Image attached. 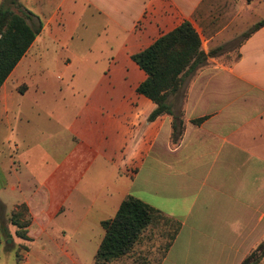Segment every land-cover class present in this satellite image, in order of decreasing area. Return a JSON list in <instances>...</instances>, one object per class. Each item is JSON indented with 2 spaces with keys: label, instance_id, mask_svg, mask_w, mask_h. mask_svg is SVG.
I'll list each match as a JSON object with an SVG mask.
<instances>
[{
  "label": "crops",
  "instance_id": "0c3cea01",
  "mask_svg": "<svg viewBox=\"0 0 264 264\" xmlns=\"http://www.w3.org/2000/svg\"><path fill=\"white\" fill-rule=\"evenodd\" d=\"M263 20L264 0H57L33 14L40 32L0 87V138L22 144L0 154V212L25 205L29 225L24 239L0 227V264H95L127 196L168 222L111 264L156 231L173 235L157 264H241L264 240ZM184 22L205 62L168 98L174 140L172 116L142 113L155 105L131 57ZM54 71L68 75L57 90Z\"/></svg>",
  "mask_w": 264,
  "mask_h": 264
},
{
  "label": "trees",
  "instance_id": "16d2710c",
  "mask_svg": "<svg viewBox=\"0 0 264 264\" xmlns=\"http://www.w3.org/2000/svg\"><path fill=\"white\" fill-rule=\"evenodd\" d=\"M264 25L259 22L252 31ZM251 31V32H252ZM40 32L33 23V15L23 10L18 0H2L0 4V87L27 52ZM147 78L137 87L136 93L155 105L149 120L161 115L173 118V139L181 136L182 121L176 117L168 104V98L179 91L184 76L204 64L205 56L200 50L198 35L187 22L161 37L151 46L131 57ZM178 122V124H177ZM200 123L199 121H194ZM23 214L13 211L10 224L16 236L24 239L29 220L25 205H19ZM14 210H17L14 209ZM23 219V218H22ZM159 221L168 222L159 212L141 201L127 196L121 202L114 218L101 223L103 239L94 257L95 264H111L130 254L144 231ZM171 234L169 240H172ZM166 245L164 251L167 249ZM264 258V240L242 261L241 264H259Z\"/></svg>",
  "mask_w": 264,
  "mask_h": 264
},
{
  "label": "rangeland",
  "instance_id": "374dc122",
  "mask_svg": "<svg viewBox=\"0 0 264 264\" xmlns=\"http://www.w3.org/2000/svg\"><path fill=\"white\" fill-rule=\"evenodd\" d=\"M56 1L57 0H46V1L19 0L18 2L22 6L23 10H25V12H28L31 15H33V14H38L41 11L43 13L48 12ZM0 4H1V0H0ZM92 54L94 55L95 53H93L92 51ZM54 74L57 75L56 76L57 78L55 77L53 81V87H56L54 90H57V87H59V85H62L68 81V75L63 74L61 71H54ZM137 97L138 96H128L126 97V99L128 102H130L137 99ZM49 103L54 104L55 101H51ZM145 103H148L147 105H149V107L151 108L153 107L152 106L153 104L151 102H145ZM142 113L144 114V116L149 117L150 114L152 113V109L144 108V112ZM20 151H22V144L17 139H15L14 136H10L9 139L5 141H2V139L0 138V154L10 155L11 157H15V155L18 154ZM21 174H23V169L21 171ZM15 198H18V196H16ZM16 208L17 210H12L9 213H7L6 211L0 212V219H2L0 220V227L2 226L5 227L7 224H10L11 222L10 215L13 211L19 214H23L22 210H20L18 206H16L15 209ZM25 216L26 215H23L22 217L23 219L21 218L22 221H25ZM170 230H172V227H170ZM169 235H171V233H168L166 238L163 235V238H165L163 239L161 238V233H159V231H156V234L154 236H152L150 239H147V241H145V243L143 244V250L142 252L139 253V256L138 254H134L133 259L135 261L130 263L124 262L123 264H157V261L162 256L164 249L169 242V238H168ZM8 237L10 236H7V238ZM11 259L13 260V255H11ZM259 264H264V258L261 260Z\"/></svg>",
  "mask_w": 264,
  "mask_h": 264
}]
</instances>
